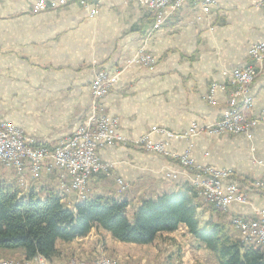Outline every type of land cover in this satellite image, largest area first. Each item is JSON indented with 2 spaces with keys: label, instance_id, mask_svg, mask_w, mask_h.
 <instances>
[{
  "label": "crops",
  "instance_id": "obj_1",
  "mask_svg": "<svg viewBox=\"0 0 264 264\" xmlns=\"http://www.w3.org/2000/svg\"><path fill=\"white\" fill-rule=\"evenodd\" d=\"M38 1L0 0V120L20 128L34 145L54 147L90 117L104 114L117 120L115 134L124 140L98 150L100 160L111 165L110 176L93 175L88 195L77 198L69 189V174L47 163L23 189L14 170L0 162V182L21 198L33 193L44 199L54 192L73 207L87 198L109 196L134 208L144 199L178 191L188 182V174L177 161L136 149L132 142L155 128L183 135L197 126L204 131L168 140L166 149L188 151L198 164L230 170L223 188L236 183L247 198L219 213L197 196L199 217L229 221L255 217L264 209V193L252 185L264 182V125H255L249 135L205 131L226 110L228 96L218 88L214 102H209L211 85L225 84L229 73L251 63L249 49L264 41V0H217L208 12L189 2L158 27L155 12L137 0L68 3L46 11L36 10ZM141 53L155 63L130 65ZM98 71L119 75L95 105L90 84ZM250 95L253 106L248 116H257L264 107V66ZM150 139L167 140L155 132ZM115 177L129 185L126 192L118 193ZM177 232L190 235L185 225L162 234L175 239L164 243L163 256L158 254L159 237L145 245L121 243L95 229L63 244V255L93 259L109 253L118 260L131 257L138 264H158L165 255L171 264L191 263L189 245L178 239ZM232 234L239 238L235 230ZM124 248L132 251L126 254Z\"/></svg>",
  "mask_w": 264,
  "mask_h": 264
},
{
  "label": "built area",
  "instance_id": "obj_2",
  "mask_svg": "<svg viewBox=\"0 0 264 264\" xmlns=\"http://www.w3.org/2000/svg\"><path fill=\"white\" fill-rule=\"evenodd\" d=\"M101 0H40L36 4L37 11H46L63 7L68 3L88 4ZM144 8L155 12V27L165 23L168 16L189 2H196L203 12H208L216 5L217 0H137ZM251 63L233 70L227 76L225 84H212L207 96L209 102H214L216 89L228 91L226 110L220 119L205 131L218 135H249L257 124L264 125V107L257 116H248L253 100L250 86L262 71L264 66V41L254 44L248 52ZM155 60L147 54L141 53L130 60V65L150 67ZM118 72L109 75L105 71H98L90 84V92L95 105L106 96L111 85L118 78ZM117 120L108 116L94 115L80 126L69 138L54 147L34 145L30 137L13 123L0 120V162L11 167L18 177L20 188L26 189L29 178L35 177L44 163L54 166L69 174L71 181L69 189L77 195H88L89 179L102 173L110 176L111 165L102 162L98 150L114 140L123 141L115 134ZM202 129L193 126L183 135L175 134L163 128H155L151 132L160 133L167 139L163 142H153L151 132L135 139L132 145L136 149L156 152L175 160L188 174V182L196 191L197 196L206 204L217 210L226 211L230 204L247 202L246 195L236 183H230L223 188V180L231 175L227 169H216L194 162L188 151L183 153L170 152L166 149L168 140L193 136ZM204 131V130H202ZM118 193H124L129 185L120 177L114 178ZM257 191L264 193V182L252 183ZM231 223L241 240H253L264 248V209L258 210L255 217H233ZM0 264H28V260H2ZM70 264H82L71 262ZM93 264H116L106 258H101Z\"/></svg>",
  "mask_w": 264,
  "mask_h": 264
},
{
  "label": "trees",
  "instance_id": "obj_3",
  "mask_svg": "<svg viewBox=\"0 0 264 264\" xmlns=\"http://www.w3.org/2000/svg\"><path fill=\"white\" fill-rule=\"evenodd\" d=\"M196 199L187 182L176 192L140 201L128 216V203L113 197L96 196L68 207L54 192L44 199L33 193L21 198L0 182V251L20 252L26 260H52L59 256L60 243L83 238L92 229L109 233L117 242L145 245L185 225L217 264H264V248L235 238L230 221L201 225Z\"/></svg>",
  "mask_w": 264,
  "mask_h": 264
},
{
  "label": "rangeland",
  "instance_id": "obj_4",
  "mask_svg": "<svg viewBox=\"0 0 264 264\" xmlns=\"http://www.w3.org/2000/svg\"><path fill=\"white\" fill-rule=\"evenodd\" d=\"M95 115H97V114H95ZM113 181H114V178H113ZM132 209H133L132 207H130L129 209L127 208L128 216L131 215ZM218 211H219V213H221V212H226L227 210L226 211L218 210ZM207 221L208 220H206L204 217L200 218V224L201 225H203ZM213 221H221V220H213ZM229 221L231 222V219ZM229 221L228 220H222L221 222H229ZM176 235L177 236L179 235L178 239H180V241H182L184 245H187V244L189 245V249H188L189 253L188 254L192 260L191 263H189V261H188L189 264H217L214 256L201 243L196 241L194 239V237H192L191 235H187L186 233H178V232L176 233ZM100 237L102 239H104V235L100 234ZM159 239H160L161 243H160V245H158V254L159 255L162 254V256H163V254H165L167 251V248L164 246V243H166L167 245L170 243L172 244L175 239L170 238V237H163V236H160ZM239 239H240V237H239ZM58 247H59L60 254H59L57 260H53V259L52 260H46V259L37 257V258H34L32 260H28V264H70L71 262L82 263V264H93L101 258H106V259H108V260H110L116 264H138L134 261V259H131V257L123 258V259L120 258V260H118V259L114 258L112 255H110L109 253L100 254L93 259H85L82 257H75L74 254H71L70 256H66V255H63L64 254L63 244L60 243L58 245ZM62 249H63V251H62ZM122 251H124V253L128 254L132 251V249L124 248ZM2 260H18L20 262L27 261L26 259L21 257L20 254L17 255L16 252L0 251V261H2ZM158 264H171V262H170V259L164 255V257H162L159 260Z\"/></svg>",
  "mask_w": 264,
  "mask_h": 264
}]
</instances>
